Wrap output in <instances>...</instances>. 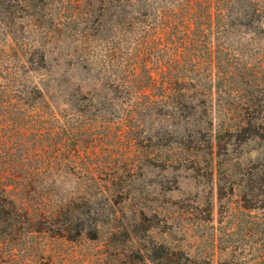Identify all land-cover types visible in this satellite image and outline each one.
<instances>
[{
    "label": "rangeland",
    "instance_id": "obj_1",
    "mask_svg": "<svg viewBox=\"0 0 264 264\" xmlns=\"http://www.w3.org/2000/svg\"><path fill=\"white\" fill-rule=\"evenodd\" d=\"M167 248L264 264V0H0V264Z\"/></svg>",
    "mask_w": 264,
    "mask_h": 264
},
{
    "label": "trees",
    "instance_id": "obj_2",
    "mask_svg": "<svg viewBox=\"0 0 264 264\" xmlns=\"http://www.w3.org/2000/svg\"><path fill=\"white\" fill-rule=\"evenodd\" d=\"M213 0H210V2H212ZM217 1V3L219 4V5H221V3L223 2V0H216ZM225 1V0H224ZM256 1H259V0H256ZM20 211V210H19ZM51 213V212H50ZM175 253H174V251H172L170 248H167V250H166V252L165 253H163V256H161V257H158V258H153V256H150V262H153V263H157V264H167V262L168 261H170V262H172V261H174L173 260V257H172V255H174ZM189 258V257H188ZM156 259V260H155ZM161 261H163V262H161Z\"/></svg>",
    "mask_w": 264,
    "mask_h": 264
}]
</instances>
